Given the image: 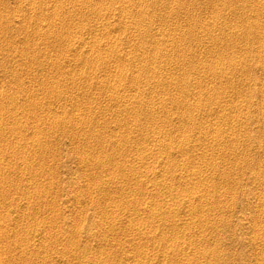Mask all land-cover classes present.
<instances>
[{
    "label": "rangeland",
    "instance_id": "rangeland-1",
    "mask_svg": "<svg viewBox=\"0 0 264 264\" xmlns=\"http://www.w3.org/2000/svg\"><path fill=\"white\" fill-rule=\"evenodd\" d=\"M0 171V264H264V0H0Z\"/></svg>",
    "mask_w": 264,
    "mask_h": 264
},
{
    "label": "bare ground",
    "instance_id": "bare-ground-1",
    "mask_svg": "<svg viewBox=\"0 0 264 264\" xmlns=\"http://www.w3.org/2000/svg\"><path fill=\"white\" fill-rule=\"evenodd\" d=\"M59 16V15H58ZM3 112V111H2ZM12 128H13V126H12ZM14 129V128H13ZM17 129H18V127H17ZM1 172V171H0ZM3 176V175H2ZM3 180V179H2ZM7 180V179H6ZM5 181V180H4ZM6 182V181H5ZM3 191V190H2ZM7 191V190H6ZM4 197V196H3Z\"/></svg>",
    "mask_w": 264,
    "mask_h": 264
}]
</instances>
